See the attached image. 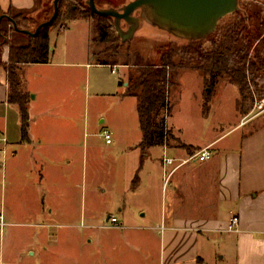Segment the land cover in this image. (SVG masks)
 Instances as JSON below:
<instances>
[{
	"label": "crops",
	"instance_id": "0c3cea01",
	"mask_svg": "<svg viewBox=\"0 0 264 264\" xmlns=\"http://www.w3.org/2000/svg\"><path fill=\"white\" fill-rule=\"evenodd\" d=\"M50 5L52 0H0V10L31 14L33 22L30 24L35 26L43 21ZM83 22L88 28V38L97 35L93 21L72 19L70 24L82 25V42ZM1 25H6L2 19ZM68 28L69 24L61 32ZM2 36L6 39L2 40ZM2 36L0 50L5 49L0 51V104L3 106L0 135L5 137L6 143L0 142V149H5V154L0 151V167L5 163L6 170L16 173L17 187H24L27 193L33 192L42 179L61 178L58 187L47 184L46 199L57 198L60 204H69L70 199L65 194L70 191V180L66 178H70L76 153L80 152L83 157V123L81 132L74 116L75 107H83L81 101L76 100V97L82 99L80 93L83 95V65L88 85L92 67H110V73L116 74V66L121 64L108 59L83 62V57L67 62L61 69L65 73L48 81V103L37 105L38 92L20 80V72L26 67L50 63L53 47L48 34V61L22 64L17 69L19 90L28 95L26 134L21 138L19 108L7 101L8 82L3 66L7 62L8 42L17 35ZM111 65L115 66V72H111ZM100 78L94 76L93 83L99 86L93 94L95 98L110 97L113 111L110 116L106 110H99L93 129L100 138V132L108 130L111 141L106 143L102 138L103 143L98 144L91 139L86 143L85 153L92 168L106 175L103 187L92 191L91 195L94 200L105 196L108 207L88 213L86 225L99 231L83 234V246L95 243L96 248L91 253L83 250V264H264L263 116L240 118L225 129L219 121L211 125V136L200 140L176 138L167 117L166 125L173 139L144 149L136 98L125 93L127 79L124 83L118 82L122 85L118 89L111 81ZM100 86L107 90H100ZM212 97L211 93L208 102H212ZM126 100H132L128 111L121 107ZM126 112L131 114L128 126L132 125L136 134L131 140L123 141L122 132L128 129L120 127L117 118L122 119ZM200 113L208 118V112ZM8 117L17 120L15 136H8ZM247 124L251 126L249 130L244 129ZM182 130V127L177 128L179 133ZM78 145H81L80 151L75 149ZM185 146L193 148L190 151ZM205 146L211 151L209 159L184 162L164 184V156L182 160ZM55 208V205L50 208L49 214ZM60 210H63L61 206ZM107 210L111 212L104 217ZM231 214H236L238 223L236 230L229 231ZM111 216L116 218L118 226L110 225Z\"/></svg>",
	"mask_w": 264,
	"mask_h": 264
},
{
	"label": "rangeland",
	"instance_id": "374dc122",
	"mask_svg": "<svg viewBox=\"0 0 264 264\" xmlns=\"http://www.w3.org/2000/svg\"><path fill=\"white\" fill-rule=\"evenodd\" d=\"M105 1L102 0L101 7L112 6ZM110 1H114V5L118 7V4L128 0ZM257 3L261 6L262 13H264V0H258ZM50 11L48 12L50 13ZM48 12L45 13L46 16L43 17V20L49 15ZM66 12L62 13L56 24L49 29L50 42L53 47L50 63L48 65L26 67L20 72V80L23 83L25 82V85L29 86L32 91L38 92V97L35 100L37 105L44 106L48 103V81L51 77H60L62 73H65L61 69L67 62L79 60L83 57V62L108 59L121 65L116 66V74L110 73V67L100 65L92 67L88 85L87 71L83 65V95L80 93L81 100L76 97L78 102L81 101L83 107H75L74 115L77 118L78 130L82 128L83 123V157L80 152L76 153L71 164L70 178H66V181L70 180V191L65 194L70 199L69 204H60L57 198L46 199L47 184L49 187L51 185L58 187L61 178L59 180V178L54 177L51 181L42 179L37 183L39 186L33 192L27 193L24 187H17L16 173L13 172L12 174L8 169L6 170L5 163L3 168L0 167V264H83V250L90 253L96 251L95 243L83 246V234L99 231V229L88 227L86 224L89 211L100 210L101 208L104 211L103 208L108 207L105 196H97V199L94 200L91 195L92 191L94 192L103 187L102 184L106 175L102 170L97 171L92 168L89 157H86L85 147L91 139L97 140L98 144L103 143L102 138L98 137L94 133L95 129H93L98 121L96 114L99 110L104 109L111 116L113 101L110 97L95 98L93 92L99 85L93 83L94 76L111 81L113 85H117L120 89L122 85H119L118 82L122 80L124 83L130 72H137L138 66L160 62L159 46L170 43L174 47L181 48L186 44L185 40L173 38L164 32L144 25L145 23L142 20H139L133 36L121 42L114 30L112 18L110 19L111 37L109 41L99 42L96 37L88 38V28L83 22L82 42L80 29L82 25L70 24L69 22L72 19L83 18L93 21L96 25L97 17L90 11L92 14L76 13L75 18L65 19L69 14ZM0 13L7 12L0 10ZM12 14H16V12ZM137 14L138 11H135L134 15ZM17 15H20L18 17L20 23H24L30 30L34 28L35 24L28 23L32 19L29 16L31 14ZM8 16L13 18L10 14ZM13 20L15 21L14 18ZM2 22L6 24L0 26L2 35L6 37L17 35L19 37H13L8 45L28 42L29 38L27 36L12 30L9 21L2 18ZM68 24L69 28L61 32ZM127 26V23L120 22L122 30H126ZM208 45L209 42H202V46L208 47ZM255 45L254 48L250 47V50H248L246 60L249 63L258 64L259 69L253 73L248 70L246 73V81L253 100L249 112L244 116L239 113L237 108L238 88L228 80L219 79L213 84L211 93L214 97L211 98L212 102H207L206 109H203L204 93L207 91L208 86L205 84V77L202 72L185 64L170 71L173 86L169 92L171 109L167 120L170 123L171 132L176 138L200 140L209 137L211 136V125L219 121L225 129L240 118L242 120L249 119L259 114V117L262 115L261 118L264 119V64H261L264 58V50L262 49V53H258L259 43H255ZM3 49L5 48L2 47L1 50L3 51ZM178 57L179 53L176 55L175 63ZM259 57L263 58L260 59ZM126 63L127 66H125ZM190 64H194L193 60L190 61ZM99 88H102L100 90H107L105 86ZM237 95L238 97L235 100ZM27 101L28 95H26ZM131 101L126 100L121 107L128 111L131 109ZM200 111L208 112V118H203ZM2 116L3 106L0 104V117ZM130 117L131 114L128 115L126 112L122 119L117 118L119 126L128 129H124L122 132L123 141L131 140L136 134V130L132 125L128 126ZM16 121L15 117H8L6 122L8 136L16 135L18 129ZM252 121L254 123L256 120ZM180 127L183 128L181 133L177 131V128ZM250 128L251 126L247 124L244 129L249 130ZM198 131H201L204 135L197 133ZM75 149L80 151L81 145L76 146ZM12 170L14 171V169ZM54 205L56 208L49 214V209L54 208ZM60 206L63 210H60ZM110 212V210H107L104 217Z\"/></svg>",
	"mask_w": 264,
	"mask_h": 264
},
{
	"label": "trees",
	"instance_id": "16d2710c",
	"mask_svg": "<svg viewBox=\"0 0 264 264\" xmlns=\"http://www.w3.org/2000/svg\"><path fill=\"white\" fill-rule=\"evenodd\" d=\"M94 2L98 7L103 4L102 0H94ZM105 2L116 6L114 1L106 0ZM257 2L258 0H240L238 3L240 9L224 17L215 31L205 39L186 41V44L181 48L174 47L170 43L165 46L161 45L158 47L160 62L138 66L136 73L130 72L128 74L125 93L136 98L142 148L164 145L167 143L168 138L173 139L166 125V118L169 116L171 109L169 92L173 86L170 71L183 64L201 71L205 77V84L208 88L204 93L203 109H206L213 84L219 79H223L228 80L238 88L237 108L239 113L244 116L249 112L253 99L246 81V73L248 70L252 73L256 72L259 66L247 62L246 59L250 47L253 45L255 47L257 45L255 43L260 44L261 40L258 38L264 33V13H262L261 6ZM8 10L10 11V9ZM49 10H51V13L52 5H50ZM65 12L69 13L65 19L75 18L76 13L92 14L85 0H59L57 15L49 26L42 28L25 45L9 44L8 46L7 62L3 63L8 82L7 101L15 103L19 108L21 138H24L26 134L28 115L26 94L19 90L20 81L17 69L22 64L45 63L48 61L49 29L56 24L57 19ZM50 13L45 19L50 16ZM8 14L12 15L17 21V27L28 29L18 19L20 15L17 14L21 13L12 14L11 12ZM95 16L97 17L96 40L99 42L109 41L111 37V18ZM31 22L33 21L29 20L28 23ZM203 41L209 42L208 47L202 46ZM178 53L179 57L175 63ZM191 60L194 64H190ZM185 147L190 151L193 148L190 146Z\"/></svg>",
	"mask_w": 264,
	"mask_h": 264
},
{
	"label": "water",
	"instance_id": "95a60500",
	"mask_svg": "<svg viewBox=\"0 0 264 264\" xmlns=\"http://www.w3.org/2000/svg\"><path fill=\"white\" fill-rule=\"evenodd\" d=\"M58 2L52 0L50 16L33 30L17 27L13 18L6 14H0V22L2 18L7 19L14 31L33 39L42 28L52 23L57 15ZM85 3L93 14L113 19L114 30L121 42L133 36L139 20L179 40H202L215 31L224 17L240 9L238 0H128L118 7H98L94 0H85ZM135 11H138L137 15H134ZM121 21L127 23L126 30L120 28ZM5 39L2 36V40Z\"/></svg>",
	"mask_w": 264,
	"mask_h": 264
},
{
	"label": "built area",
	"instance_id": "2783aa9c",
	"mask_svg": "<svg viewBox=\"0 0 264 264\" xmlns=\"http://www.w3.org/2000/svg\"><path fill=\"white\" fill-rule=\"evenodd\" d=\"M111 72H115V66L111 65ZM101 137L104 139L106 143H109L111 141V134L108 130L103 129L100 132ZM0 142L3 144L6 143L5 137L0 135ZM0 151L2 154H5V149L1 148ZM211 156V151L209 150L208 146H205L203 148H200L198 150H195L191 152L186 159L178 160L173 157L164 156L162 159V167H163V173H164V184H166L167 180L169 179L170 175L173 173V171L179 167L181 164H183L186 161H197V160H207ZM110 225L118 226L117 220L115 217H110ZM238 223V218L236 214H231L229 217L227 230H236Z\"/></svg>",
	"mask_w": 264,
	"mask_h": 264
},
{
	"label": "flooded vegetation",
	"instance_id": "af4514ba",
	"mask_svg": "<svg viewBox=\"0 0 264 264\" xmlns=\"http://www.w3.org/2000/svg\"><path fill=\"white\" fill-rule=\"evenodd\" d=\"M245 1H251V0H245ZM259 40H262L261 42H260V44H259V48H258V50H259V52L258 53H262V49L264 50V33H262L260 36H259V38H258ZM252 48H254V45L252 46ZM250 50V49H249ZM260 59H262L261 57H259ZM263 61H264V58H263ZM262 61V62H263ZM255 62H257V61H255Z\"/></svg>",
	"mask_w": 264,
	"mask_h": 264
}]
</instances>
